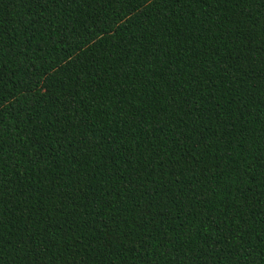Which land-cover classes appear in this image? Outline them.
I'll return each mask as SVG.
<instances>
[{"label":"trees","instance_id":"trees-1","mask_svg":"<svg viewBox=\"0 0 264 264\" xmlns=\"http://www.w3.org/2000/svg\"><path fill=\"white\" fill-rule=\"evenodd\" d=\"M0 264H264V0H0Z\"/></svg>","mask_w":264,"mask_h":264}]
</instances>
